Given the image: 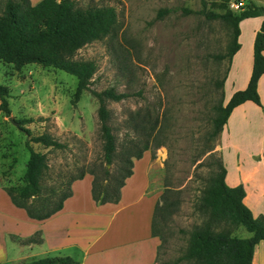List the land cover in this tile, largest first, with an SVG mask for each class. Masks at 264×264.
Here are the masks:
<instances>
[{
  "label": "rangeland",
  "instance_id": "obj_1",
  "mask_svg": "<svg viewBox=\"0 0 264 264\" xmlns=\"http://www.w3.org/2000/svg\"><path fill=\"white\" fill-rule=\"evenodd\" d=\"M38 2L31 0L34 5ZM220 2L111 0L123 23L118 36L92 42L74 57L76 61L95 63L91 89L101 92L114 88L129 95L117 103H107L112 112L109 125L120 149L137 137L130 130L134 121L148 113L151 121L156 115L162 118L157 140L161 145L143 153L145 162L140 169L143 172L146 168L148 190L156 195L160 206L155 229L165 243L154 264H187L181 257L189 246L192 229L203 221L199 204L220 158V135L216 139L210 135L216 106L225 105L233 93L244 90H239L242 70L246 59H252L253 40L264 22V17L242 20L238 39L241 48L233 74L223 88L220 82L231 63L216 55L227 53L232 27L221 18L209 17L225 14L217 7ZM252 2L264 8V0ZM164 11L168 12L160 16ZM0 84L8 90L10 108L9 116L1 110L0 101V264H18L31 259L16 263L21 254L14 243L20 245L24 237L12 231L28 234L36 226L17 218L25 211L16 208L5 192L22 186L29 157L27 136L10 119L14 123L27 119L23 126L33 136L47 133L67 145L66 150L34 145L35 151L46 155L51 167L42 182L47 188L79 175L86 167L99 166L103 141L95 97L85 91L77 105L72 104L78 86L76 77L33 63L16 71L12 64L0 62ZM143 134L141 139L146 138ZM260 140L261 135L254 144L259 145ZM117 164L111 167L114 174ZM229 228L236 237H252L244 227ZM40 237L35 233L27 238Z\"/></svg>",
  "mask_w": 264,
  "mask_h": 264
},
{
  "label": "trees",
  "instance_id": "obj_2",
  "mask_svg": "<svg viewBox=\"0 0 264 264\" xmlns=\"http://www.w3.org/2000/svg\"><path fill=\"white\" fill-rule=\"evenodd\" d=\"M111 0H41L32 4L30 0H0V62L12 64L20 71L26 64L43 68L59 69L77 78L78 86L72 104L77 105L81 95L89 91L95 97L98 108V123L101 139V164L86 167L79 175L66 177V181L52 187H43L42 182L49 176L51 167L45 154L37 152L34 145L44 149H67V145L47 133L33 136L31 130L23 125L29 120L16 121L19 128L27 136L26 146L29 157L27 169L21 187L5 190L12 204L24 210L31 220L44 221L54 213L63 210L65 202L72 196L73 182L83 180L86 174L93 175L91 197L99 205L117 204L120 191L126 181L134 174L133 161L140 160L144 152L157 145L158 133L162 129L159 115L151 121L150 114L137 116L142 120L134 121L130 127L137 137L127 146L120 149L116 136L109 125L112 112L108 102L117 103L128 98L125 92L108 88L101 92L91 89L96 65L92 60L76 61L74 57L86 45L104 39H115L123 26L118 9L110 4ZM222 0L217 7L225 10V14H211L209 17L221 18L232 28L231 45L225 55H216L218 59H227L228 63L239 52L238 41L240 24L247 18L264 17V8L257 7L254 2L243 6L241 13L234 14L228 10L227 2ZM164 11L160 16L167 13ZM254 59L249 84L243 91L235 92L227 105L216 106V115L212 121L211 139H216L228 122L232 112L245 101L262 106L258 95V84L264 75V22L254 38ZM229 68V67H228ZM228 72V70H227ZM228 75V73H227ZM227 75L221 87H224ZM7 88L0 84L1 110L10 116ZM146 138L141 139L140 134ZM143 134V135H144ZM161 145H157L158 147ZM214 150L212 148L210 152ZM264 157V155H263ZM119 159V160H117ZM118 161L117 172L111 167ZM217 170L211 178V184L203 191L199 211L203 221L190 233L189 246L181 260L187 264H253V257L258 245L264 241V217L254 218L250 208L245 204L243 185L229 188L226 184L227 170L221 156L216 162ZM165 193L161 196L164 199ZM160 210L155 206L152 217V234L158 237L164 246V238L155 229V215ZM229 227H244L252 235L251 238H239L233 235ZM40 234V233H38ZM40 239L27 238L20 245L42 244ZM18 264H78L68 257L54 256Z\"/></svg>",
  "mask_w": 264,
  "mask_h": 264
},
{
  "label": "crops",
  "instance_id": "obj_3",
  "mask_svg": "<svg viewBox=\"0 0 264 264\" xmlns=\"http://www.w3.org/2000/svg\"><path fill=\"white\" fill-rule=\"evenodd\" d=\"M236 56L230 62L224 86L233 74ZM253 59L254 44L252 59H246L242 70L239 90L249 84ZM257 92L262 106L245 101L232 112L219 134L220 156L227 170L226 185L229 188L243 185L244 201L254 218L264 217V75ZM259 135L260 144H254ZM144 162L145 157L135 161L134 174L121 188L117 204H97L91 197L94 177L86 174L83 180L72 183V196L63 210L49 219L35 221L26 215L18 216L36 228L28 234L12 233L24 239L40 233L43 243L23 246L14 243L21 254L16 263L28 258L33 261L61 256L78 264H154L161 245L151 229L158 198L148 190L150 180L146 168L143 172L140 170ZM253 264H264V241L255 250Z\"/></svg>",
  "mask_w": 264,
  "mask_h": 264
},
{
  "label": "built area",
  "instance_id": "obj_4",
  "mask_svg": "<svg viewBox=\"0 0 264 264\" xmlns=\"http://www.w3.org/2000/svg\"><path fill=\"white\" fill-rule=\"evenodd\" d=\"M228 9L231 11H242L244 5H246L245 0H229Z\"/></svg>",
  "mask_w": 264,
  "mask_h": 264
},
{
  "label": "water",
  "instance_id": "obj_5",
  "mask_svg": "<svg viewBox=\"0 0 264 264\" xmlns=\"http://www.w3.org/2000/svg\"><path fill=\"white\" fill-rule=\"evenodd\" d=\"M249 2H250V0H245V3L246 4H248ZM10 121L18 127V124L17 123H14V121L12 119H10Z\"/></svg>",
  "mask_w": 264,
  "mask_h": 264
}]
</instances>
